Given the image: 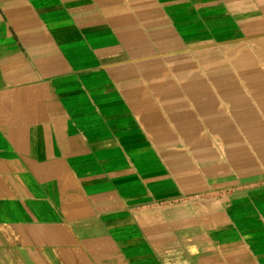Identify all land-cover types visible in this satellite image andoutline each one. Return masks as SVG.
<instances>
[{
    "label": "crops",
    "instance_id": "crops-1",
    "mask_svg": "<svg viewBox=\"0 0 264 264\" xmlns=\"http://www.w3.org/2000/svg\"><path fill=\"white\" fill-rule=\"evenodd\" d=\"M0 264H264V0H0Z\"/></svg>",
    "mask_w": 264,
    "mask_h": 264
}]
</instances>
